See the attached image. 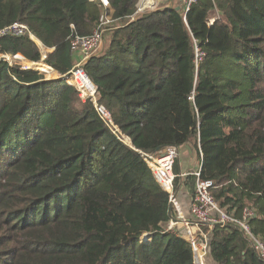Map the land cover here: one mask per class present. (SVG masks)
Listing matches in <instances>:
<instances>
[{
	"label": "trees",
	"instance_id": "16d2710c",
	"mask_svg": "<svg viewBox=\"0 0 264 264\" xmlns=\"http://www.w3.org/2000/svg\"><path fill=\"white\" fill-rule=\"evenodd\" d=\"M108 3L0 0V28L26 24L61 75L77 60L72 37L112 19L101 53L84 64L111 121L65 81L0 63V264H195L188 237L166 227L180 219L142 157L185 145L219 207L238 218L252 209L264 242V0L137 14L138 0ZM0 50L40 59L24 35L3 37ZM85 89L95 97L90 82ZM173 172L176 186L177 159ZM186 179L194 193L195 175ZM208 234L215 264H264L235 226L192 231L197 242Z\"/></svg>",
	"mask_w": 264,
	"mask_h": 264
},
{
	"label": "built area",
	"instance_id": "2783aa9c",
	"mask_svg": "<svg viewBox=\"0 0 264 264\" xmlns=\"http://www.w3.org/2000/svg\"><path fill=\"white\" fill-rule=\"evenodd\" d=\"M103 5L106 7L108 5L107 0H100ZM160 0H138L137 3V13H142L145 10L155 9ZM214 4L216 0H211ZM197 0H182L183 10L188 11L189 8L196 3ZM219 19V15L217 10H215L214 15H212L208 22L212 24L215 20ZM112 19L108 14H103L100 17L99 24L95 28L92 34L88 36H73L71 39L72 48L76 50L77 60L72 68L71 75L65 82L72 86H77L78 91H81L77 85V73H82L87 81H89V77L84 71L85 61L93 54L98 53L101 50L102 45V34L108 29L111 25ZM24 35L31 39L38 47L40 53V59L42 63H38V61L33 62L26 60L24 57H19L17 55H10L4 53L0 50V62L4 61H17V66L22 69H32L36 71H40L44 75H49L54 73V71L49 65L48 60L49 56L52 52V49L45 47L40 41L36 39V37L30 32L28 26L23 22L16 21L9 25H6L0 28V40L6 36H20ZM195 42V41H194ZM195 48V58L194 64L197 67L199 61L203 56V51L198 46V44L194 43ZM10 64V63H8ZM44 67V69L42 68ZM57 73V72H56ZM54 75V74H53ZM52 75V76H53ZM80 93V97L84 98L85 96ZM85 98H89L86 96ZM177 151L175 147L167 148L166 152L162 153L159 156H155L153 154H142L144 161L148 164V166L153 171L156 179L160 183V185L169 193L170 200H174L176 203L175 193H174V179L176 175L173 172L174 161L177 159ZM199 169L198 168L193 174L196 177L195 180V189L194 194L192 196L190 202V215L187 218L182 213L180 214L181 222L183 225H186L189 230L188 239L191 243L192 249L194 251L195 264H198L201 259L202 251L206 250L207 245L205 242H197L192 235V227L198 228L201 224L213 225L215 223H220L222 225L230 224L235 226L239 231H241L244 238L249 242L252 248L256 251L258 256L264 260V242L257 237L251 230L249 225V220L253 217V210L245 207L242 211V215L240 218L234 216L233 214H228L224 211V209L220 208L217 202L214 200L211 194V188L213 187V181L209 179H200L199 177ZM188 175L187 173H179L178 177H185ZM173 202V203H174ZM178 207L176 203V208ZM174 225H169V229H172Z\"/></svg>",
	"mask_w": 264,
	"mask_h": 264
},
{
	"label": "crops",
	"instance_id": "0c3cea01",
	"mask_svg": "<svg viewBox=\"0 0 264 264\" xmlns=\"http://www.w3.org/2000/svg\"><path fill=\"white\" fill-rule=\"evenodd\" d=\"M179 1H180L181 5H182V0H179ZM172 2H173L172 0H160L158 5H157V7L162 5L163 3H164V6H168V5L173 4ZM107 3H108V0H107ZM106 7L109 8V3H108V5ZM177 7H179V6H177ZM102 49H103V41H102V45H101V50H99L97 54L101 53ZM189 148L191 150H193V152H194V155H193L192 158H191V154H190ZM176 151H177V155H178L177 156V160H178V164H179V173H187V174H189L191 172L192 173L195 172L197 170V168H198L199 163H200V160H199V158L197 156L196 151L192 147H190L188 145H185V146H183L181 148H178V149H176ZM181 155H182V157H181ZM186 180H187L186 176L185 177H179L178 183H177V185L174 188V193H175L176 203L178 205L176 210H178V211L182 210L183 213L189 217V215H190L189 214L190 213V210H189L190 202H191V199H192V196H193L194 193H192V191L190 190V187L186 183ZM169 225H174V227H181L183 224L180 221L178 223V222H175V221H173L171 219L168 222L167 227H169ZM196 229H197L196 227H192V231L193 232ZM209 238H210V235L208 234L205 237V245H207V243L209 241ZM201 255H202V257L199 260L198 264H215L210 258V255H209V253L207 251V247H206L205 251H202Z\"/></svg>",
	"mask_w": 264,
	"mask_h": 264
},
{
	"label": "water",
	"instance_id": "95a60500",
	"mask_svg": "<svg viewBox=\"0 0 264 264\" xmlns=\"http://www.w3.org/2000/svg\"><path fill=\"white\" fill-rule=\"evenodd\" d=\"M177 9H179V7H177ZM38 63H42V61L41 60H38ZM54 75L53 76H50V77H47L45 80H63V81H65V79H67L68 77H70V75H71V72H69V73H67V74H64V75H61V74H58V73H56V72H54L53 73ZM93 83V82H92ZM93 85H94V87H95V90H96V92L98 93V86L97 85H95L94 83H93ZM76 89H77V86H74ZM78 90V89H77ZM93 104H94V106L97 108V109H99L100 110V112L108 119V120H110L111 121V118H110V116H109V114L107 113V111L101 106V105H99L98 104V102H97V99L95 98V97H89L88 98ZM113 126H114V124H112ZM115 127V126H114ZM124 139L126 140V142L129 144V145H131V142H130V140L127 138V137H125L124 136ZM176 148V147H175ZM176 149H178V148H176ZM171 208H172V202H171V200H170V205H169V207H168V209H169V211L171 210ZM180 219V221H181V218H179ZM178 231H179V233L181 234V235H183V236H186V237H188L189 236V230L187 229V227H186V225H182L181 227H179L178 228Z\"/></svg>",
	"mask_w": 264,
	"mask_h": 264
},
{
	"label": "rangeland",
	"instance_id": "374dc122",
	"mask_svg": "<svg viewBox=\"0 0 264 264\" xmlns=\"http://www.w3.org/2000/svg\"><path fill=\"white\" fill-rule=\"evenodd\" d=\"M173 2V4L174 5H179V4H181L180 3V1L179 0H172ZM18 56L19 57H23L22 55H20V54H18ZM2 62H4V63H6L7 64V66L8 67H10V66H14V65H17V61L15 62V61H13V60H11V61H2ZM2 62H0V63H2ZM8 63H10V64H8ZM53 75V73H51V74H49V75H45V79L47 78V77H50V76H52ZM88 82H90V84L94 87V85H93V83L91 82V80H89ZM94 91H95V98H97V96H98V93L96 92V90H95V87H94ZM79 92H81V91H79ZM86 96H89V97H93V93L91 94V93H85V97ZM79 97H80V93H79ZM82 98V97H80V99L81 100H85L86 98ZM125 140V139H124ZM126 141V140H125ZM189 151H190V154H191V158L193 157V155H194V152H193V150H191L190 148H189ZM182 153V152H181ZM181 157H182V155H181ZM173 187L175 188V186H174V184H173ZM174 190V189H173ZM172 202V213L173 214H176V215H178L179 216V218H180V214L182 213L184 216H186L184 213H183V211L181 210V211H178V210H176V203L174 202V200H172L171 201ZM174 202V203H173ZM181 222V221H180ZM179 223V222H178ZM166 226V225H165ZM167 227V226H166ZM173 228H174V226H173Z\"/></svg>",
	"mask_w": 264,
	"mask_h": 264
},
{
	"label": "bare ground",
	"instance_id": "6f19581e",
	"mask_svg": "<svg viewBox=\"0 0 264 264\" xmlns=\"http://www.w3.org/2000/svg\"><path fill=\"white\" fill-rule=\"evenodd\" d=\"M88 83L86 77L82 73H77V85L79 89L81 90V93L85 96V93H87L85 89V85Z\"/></svg>",
	"mask_w": 264,
	"mask_h": 264
}]
</instances>
